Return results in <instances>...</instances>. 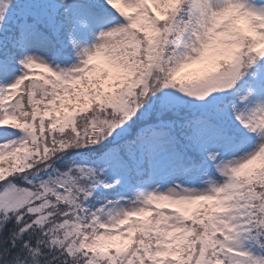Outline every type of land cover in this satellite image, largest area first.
I'll return each instance as SVG.
<instances>
[{"label": "snow or ice", "instance_id": "snow-or-ice-1", "mask_svg": "<svg viewBox=\"0 0 264 264\" xmlns=\"http://www.w3.org/2000/svg\"><path fill=\"white\" fill-rule=\"evenodd\" d=\"M0 264H264V0H0Z\"/></svg>", "mask_w": 264, "mask_h": 264}]
</instances>
